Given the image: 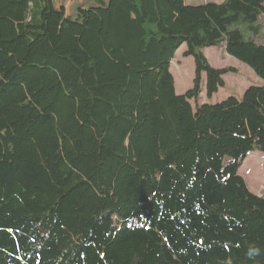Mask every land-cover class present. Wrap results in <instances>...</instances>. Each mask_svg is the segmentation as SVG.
Here are the masks:
<instances>
[{"label":"trees","instance_id":"obj_1","mask_svg":"<svg viewBox=\"0 0 264 264\" xmlns=\"http://www.w3.org/2000/svg\"><path fill=\"white\" fill-rule=\"evenodd\" d=\"M55 1L0 0V264H264V0H92L62 43ZM209 48L263 86L199 104Z\"/></svg>","mask_w":264,"mask_h":264},{"label":"rangeland","instance_id":"obj_2","mask_svg":"<svg viewBox=\"0 0 264 264\" xmlns=\"http://www.w3.org/2000/svg\"><path fill=\"white\" fill-rule=\"evenodd\" d=\"M92 0H56V9L64 13L65 19L59 22L56 27V35L58 42L68 41L72 35L64 36L67 29L76 28V20L80 17L90 6ZM226 0H185L186 4L190 6H199L206 2L222 3ZM72 33V32H71ZM74 35V34H73ZM187 49L183 45L177 52L175 62L172 64L171 72L175 78V87L177 94H184L193 88L195 78V61L192 57L184 58L183 54ZM206 58L210 65L215 69L234 68L237 70L236 74H228L224 77L226 87L220 89L219 93L214 96L212 100H208L205 92L202 93L199 104L215 105L230 98L241 101L245 94L252 88L263 86V82L257 78L254 72L237 61L228 56L224 48H209L204 51ZM205 87V84H204ZM247 161V163H245ZM243 163L239 172L247 183L249 190L261 196L264 194V184L258 185L259 178L251 175L244 176L243 173L254 170L255 162H264V155L258 152L251 153ZM252 168V169H251ZM246 177V178H245Z\"/></svg>","mask_w":264,"mask_h":264},{"label":"bare ground","instance_id":"obj_3","mask_svg":"<svg viewBox=\"0 0 264 264\" xmlns=\"http://www.w3.org/2000/svg\"><path fill=\"white\" fill-rule=\"evenodd\" d=\"M247 161L248 160H246L245 163H247ZM253 169L254 170L248 171L245 174L243 173V175L246 176V175H251V174L255 173L254 176H256L257 178H259L258 185L264 184V162H259V161L258 162H255V164L253 166Z\"/></svg>","mask_w":264,"mask_h":264},{"label":"water","instance_id":"obj_4","mask_svg":"<svg viewBox=\"0 0 264 264\" xmlns=\"http://www.w3.org/2000/svg\"><path fill=\"white\" fill-rule=\"evenodd\" d=\"M259 197H263L264 198V194H262L261 196H259Z\"/></svg>","mask_w":264,"mask_h":264}]
</instances>
